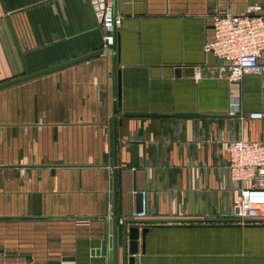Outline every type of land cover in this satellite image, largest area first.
<instances>
[{
	"label": "crops",
	"instance_id": "obj_1",
	"mask_svg": "<svg viewBox=\"0 0 264 264\" xmlns=\"http://www.w3.org/2000/svg\"><path fill=\"white\" fill-rule=\"evenodd\" d=\"M252 1L264 7V0H116V48L0 90V264H113L100 251L115 211L121 223L141 220V231L154 225L144 252L139 238L137 264H264L262 223H152L236 219L241 184L231 176L229 144L264 141V117H250L264 112V52L260 74L229 82L204 47L217 12L242 13ZM99 4L0 0V83L103 50ZM231 99L241 115L230 112ZM193 111L225 115H123ZM141 191L144 219L134 217ZM121 233L120 226V244Z\"/></svg>",
	"mask_w": 264,
	"mask_h": 264
},
{
	"label": "built area",
	"instance_id": "obj_2",
	"mask_svg": "<svg viewBox=\"0 0 264 264\" xmlns=\"http://www.w3.org/2000/svg\"><path fill=\"white\" fill-rule=\"evenodd\" d=\"M102 14L103 52L113 48L116 32L122 25V15L116 11V0H99ZM204 51L221 59L213 70L229 82L241 81L247 73H261L259 60L264 52V7L257 1L248 4L242 13L229 9L217 12L213 18V38ZM202 69H195L197 80ZM264 83V76L262 78ZM230 112L242 114L238 99L230 100ZM251 118H263L264 112L254 111ZM229 169L232 179L241 184L240 195L233 200L232 212L241 223L264 224V141L236 139L229 144ZM142 208L134 217H148V193L141 191Z\"/></svg>",
	"mask_w": 264,
	"mask_h": 264
},
{
	"label": "water",
	"instance_id": "obj_3",
	"mask_svg": "<svg viewBox=\"0 0 264 264\" xmlns=\"http://www.w3.org/2000/svg\"><path fill=\"white\" fill-rule=\"evenodd\" d=\"M102 1V0H101ZM117 32H116V42L114 45V48H116L117 43ZM103 53V50H98L96 52L90 53L88 55L78 57L76 59L67 61L65 63L55 65L53 67H49L47 69L22 75L20 77L5 81L3 83H0V90L16 85L18 83L36 78L38 76L49 74L51 72L60 70L64 67H67L69 65L82 62L85 60H88L92 57L101 55ZM119 56V54H116V57ZM117 59V58H116ZM115 66H116V60H115ZM116 107L119 111L122 112L123 105H122V78H121V70H116ZM123 115L125 117H152V118H165V117H221L224 116V113H206V112H200V111H193V112H175V113H159V112H124ZM116 129V125H115ZM116 154L117 150L115 148V154H114V166L117 165L116 163ZM113 198L114 203L116 204V173H114L113 176ZM141 220L136 219H126L122 221V223L119 221L117 217V213L115 211V216L111 220V230L110 235L108 238H106L102 242V247L100 254L103 256H108L109 260L113 264H119L120 263V252H121V259L122 264H137V254L139 252V238L141 236L142 238V251L144 252L145 249V239L146 235L151 229V226L154 225H143L142 231L140 230ZM153 222H175L178 223V226H195L200 223L205 222H238L241 223L239 219H160L159 221H152ZM197 222V223H193ZM251 223V222H248ZM122 227V240L120 244V238H119V227ZM160 226H168V225H160ZM121 248V251H120Z\"/></svg>",
	"mask_w": 264,
	"mask_h": 264
}]
</instances>
